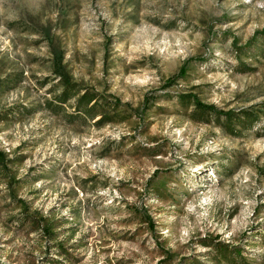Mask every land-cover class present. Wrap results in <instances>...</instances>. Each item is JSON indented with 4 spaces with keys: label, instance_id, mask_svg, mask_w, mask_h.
Segmentation results:
<instances>
[{
    "label": "rangeland",
    "instance_id": "obj_1",
    "mask_svg": "<svg viewBox=\"0 0 264 264\" xmlns=\"http://www.w3.org/2000/svg\"><path fill=\"white\" fill-rule=\"evenodd\" d=\"M45 25L72 79L127 103V121L71 117L74 99L44 108L56 85ZM263 27L264 0H0V76L23 75L0 112L36 109L0 118L29 209L0 173V264H216L215 241L264 264V116L231 134L177 98L222 111L264 102V56L247 49L254 70H233V40ZM23 212L51 220L54 238L20 224Z\"/></svg>",
    "mask_w": 264,
    "mask_h": 264
},
{
    "label": "trees",
    "instance_id": "obj_2",
    "mask_svg": "<svg viewBox=\"0 0 264 264\" xmlns=\"http://www.w3.org/2000/svg\"><path fill=\"white\" fill-rule=\"evenodd\" d=\"M43 36L48 40L50 48V67L51 73L56 79V85H51L50 92L53 94L52 99L47 100L43 103L45 109L50 112L56 113L57 110L64 104L68 103L70 100L74 99V113L71 117H79L82 115L88 120H93L97 125H103L106 123H121L127 121L130 117V112L132 109L129 108L127 103H121L119 98L112 95L110 98H104L102 93H99L94 87L81 86L79 83L72 79L66 64L64 63V52L60 46L55 43L54 39L50 36V28L44 26L41 29ZM264 44V27L260 30L255 31L254 35L250 40H248L243 46L238 45V41L233 40V47L236 53V65L233 70L239 72H248L254 70L251 63L246 62V58L243 56L247 55V49L252 48L258 50L259 56L247 57L253 60H259V57L264 56V49H261L259 42ZM186 68L181 67L178 75L179 79H182L186 75ZM23 79L22 72H8L3 76H0V94L9 92L15 89ZM50 77H45L41 84H46L49 82ZM174 79L170 78L165 82L166 86L174 84ZM55 87H57L55 89ZM179 103L187 107L192 105L193 109L189 113L192 120L200 123H209L212 119L217 122L219 126L228 130L231 134H236L235 126H251L255 123L260 116H264V102L258 105H251L247 108H242L237 111L227 110L222 111L218 109L215 105L202 102L195 93L183 92L177 96ZM148 100V99H147ZM124 106L125 108H122ZM57 108V109H56ZM11 109L7 110L10 111ZM35 108H27V106H22L18 109V113L10 112H0V118H10L15 116L14 114H29L35 111ZM140 110H143L141 108ZM128 113V114H127ZM80 114V115H79ZM143 112H141V115ZM211 118V119H210ZM18 157L8 158L5 151L0 150V173L2 177H7L9 180V196L12 197V201L16 202V207L21 208V211L29 210L23 199L17 198L15 196V187L19 186L21 178H16L9 175L7 163L13 162ZM23 180V179H22ZM148 185V183H147ZM152 190H157L160 188L159 185H149ZM12 190V191H11ZM21 216L18 220L20 224H28V226L34 230H39L42 235L53 239L55 236V231H53L52 221L46 217L37 218L35 216L29 215L26 212L19 213ZM208 246L212 247L217 254L214 258L216 264H250L247 263L244 257L241 255V250L237 247L230 246L226 243L215 241L214 243H208ZM167 254V253H166ZM223 261V262H222Z\"/></svg>",
    "mask_w": 264,
    "mask_h": 264
}]
</instances>
